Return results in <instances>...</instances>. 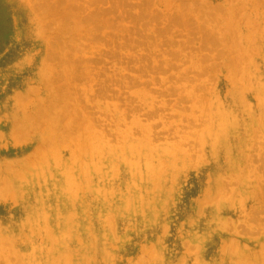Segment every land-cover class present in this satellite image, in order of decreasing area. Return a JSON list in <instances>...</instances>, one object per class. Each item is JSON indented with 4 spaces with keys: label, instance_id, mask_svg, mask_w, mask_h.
<instances>
[{
    "label": "rangeland",
    "instance_id": "rangeland-1",
    "mask_svg": "<svg viewBox=\"0 0 264 264\" xmlns=\"http://www.w3.org/2000/svg\"><path fill=\"white\" fill-rule=\"evenodd\" d=\"M0 264H264V0H0Z\"/></svg>",
    "mask_w": 264,
    "mask_h": 264
}]
</instances>
